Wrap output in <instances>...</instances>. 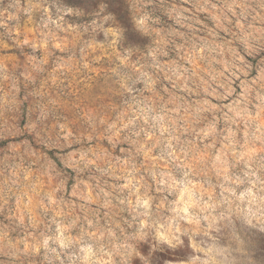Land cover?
I'll return each mask as SVG.
<instances>
[{
  "label": "clouds",
  "instance_id": "1",
  "mask_svg": "<svg viewBox=\"0 0 264 264\" xmlns=\"http://www.w3.org/2000/svg\"><path fill=\"white\" fill-rule=\"evenodd\" d=\"M108 2L80 0V7H71L66 0H37L21 9L19 0H0V15L17 19L21 11L29 18L40 13L47 29L42 42L59 51L49 72L47 60L36 56L39 46L29 45L32 53L21 73L32 88L26 131L53 146L101 138L115 145L119 133L133 145L126 160L117 157L101 168L112 176L120 168L128 183L97 194L110 212L119 208L131 218L121 225L107 213L105 223L97 214H53L40 229L42 221L25 225L18 217L24 235L14 240L7 229L0 233V254L8 257L2 264H24L22 258L29 257L32 264L37 257L38 264H264V82L257 81L251 99L245 94L227 106L226 135L217 132L215 120L202 118L206 101L188 102L194 95H214L212 85L224 72L247 65L245 57L264 54V0H205L197 12L206 13L211 27L195 13L186 15V9L157 8L154 0H121L122 21L108 11ZM58 32L73 34L71 47L68 41L55 43ZM97 49L108 57L106 77L119 104L61 87L64 79L88 68L87 57ZM3 81L11 84L0 104L7 112L16 106V77L0 66ZM142 133L155 137L153 147H164L137 166L138 157L147 155ZM219 136L221 147L215 149ZM7 159L14 157L0 163ZM11 167L5 188L9 180L17 183L13 177L20 164ZM141 168L143 194L139 181L129 178ZM46 195L52 207L51 194Z\"/></svg>",
  "mask_w": 264,
  "mask_h": 264
},
{
  "label": "rangeland",
  "instance_id": "2",
  "mask_svg": "<svg viewBox=\"0 0 264 264\" xmlns=\"http://www.w3.org/2000/svg\"><path fill=\"white\" fill-rule=\"evenodd\" d=\"M37 0H19L21 9L28 6L29 3H36ZM71 7H80V0H66ZM147 3V0H144ZM213 3L216 0H212ZM156 7L174 6L177 9H186V15L195 13L198 19L211 27L210 21L207 19L205 12H197L198 6L205 3V0H154ZM90 7H96L91 5ZM126 6L121 0H110L108 2V11L118 15L120 20L126 19V13L123 9ZM148 10H153V5H147ZM17 19H9L8 13L0 15V66L7 69L11 76L16 77L15 98L16 106L4 112L0 108V233L5 229L12 239H18L24 232L22 226L18 224L17 218L23 217L25 225L30 223L31 219L42 221L40 229L49 223L50 217L55 214L63 217L65 214L76 215L83 218L85 215L94 218L92 214H97L101 223L106 222V213L116 223L123 225V221L130 219L127 211L119 208L105 206L102 199H97L100 189L105 191L111 190L113 185H125L127 179L120 175L121 169L117 168L116 176L109 175L108 172L101 171L105 168V161L120 158L126 160L128 153L133 145L129 141L123 139L124 133H119L114 139H119L118 144H113L107 138H101L88 143L78 142L73 144H64L61 141L60 146H53L46 139L30 134L26 131L29 124V114L31 106L26 99L32 88L25 85L21 73L24 71V65L27 64L28 56L31 55L32 49L29 47L32 43H36L39 47L36 56L39 59L47 60L45 67L54 66L53 54L59 55L58 49L53 50L48 41L42 42L43 28L40 13L34 12L31 17L23 11L16 13ZM69 23H75L74 17H67ZM162 23H168L165 17H161ZM86 39L87 37H83ZM74 36L72 33L58 32L55 43L61 45L62 41H68L72 46ZM27 41L28 44L23 42ZM19 42V43H18ZM77 47L76 62L79 67V45ZM46 53H50L46 55ZM247 65L238 64L232 72H224L220 77L218 84L214 83L212 89L214 95H194L188 98V102L199 100L204 105V112L201 113L202 118L208 121L215 120L217 132L224 131L226 135V121L222 119L225 112L228 111V105L240 96L249 94L251 99L255 95V91L259 88L257 81L264 78V54L256 57H245ZM88 68L83 71L75 72L68 79L63 80V86H67L70 91L84 89L98 101H106L113 104H119V97L112 90L111 81L107 79L106 74L110 69L108 57L100 49L91 53L86 60ZM48 71H52V67H48ZM63 79V78H61ZM11 84L8 81L0 82V104L6 102V94L9 92ZM55 89L56 86L53 85ZM211 107H208V106ZM251 107V105H250ZM127 117H125L126 119ZM143 147L145 155H141L136 160L137 166L146 159L159 155L164 145L153 147L155 137L149 134L144 137ZM239 136V133H238ZM135 138V137H133ZM183 139V138H182ZM223 136H219L216 140L215 149H220ZM211 137L205 143H211ZM175 145V142H173ZM87 153V155H85ZM231 160V157H229ZM86 161H91L86 164ZM19 163L20 168L16 171L13 179L17 180L16 184H12L9 180L7 188L4 182L12 176L13 168L11 165ZM97 165H100L98 168ZM147 166V165H146ZM111 171V170H109ZM144 169L141 168L139 173L129 176L133 184L137 185L141 194L144 188L141 186L143 180L140 179ZM131 173V168L128 169ZM145 180L149 178L144 177ZM47 194H51L52 207H48L49 201ZM117 201L113 200L115 205ZM47 209V214L45 213ZM28 231H32L31 228ZM24 264H32L33 258H22ZM8 257L0 254V264L6 262ZM38 264L39 258H35Z\"/></svg>",
  "mask_w": 264,
  "mask_h": 264
}]
</instances>
